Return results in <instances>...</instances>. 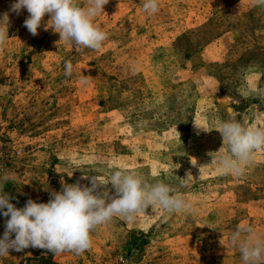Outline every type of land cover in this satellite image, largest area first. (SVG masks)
<instances>
[{"label": "rangeland", "instance_id": "1", "mask_svg": "<svg viewBox=\"0 0 264 264\" xmlns=\"http://www.w3.org/2000/svg\"><path fill=\"white\" fill-rule=\"evenodd\" d=\"M13 2L0 0V15L9 14L0 178L9 176L11 202L47 203L62 183L88 185L83 171L105 180L118 168L170 184L191 210L149 206L133 222L114 217L99 226L81 255L29 247L9 250L0 264H243L230 236L237 226L264 236V150L241 177L211 162L223 146L221 121L264 127V101L237 91L264 88V8L253 0H158L151 14L142 0H109L95 18L108 39L93 51L60 41L43 23L33 36L27 10L11 12ZM6 219L0 214V238Z\"/></svg>", "mask_w": 264, "mask_h": 264}, {"label": "clouds", "instance_id": "2", "mask_svg": "<svg viewBox=\"0 0 264 264\" xmlns=\"http://www.w3.org/2000/svg\"><path fill=\"white\" fill-rule=\"evenodd\" d=\"M109 0H14L10 11L17 15L27 10L24 26L33 35L44 24V29H53L75 49L100 50L108 39V33L95 23L98 14L104 12ZM253 5L264 8V0H253ZM158 0H142L145 13L158 11ZM49 19L44 22L45 16ZM9 14L0 15V49L8 40ZM64 75L73 73L71 61L64 62ZM81 84L87 85L88 77L82 76ZM245 99L254 97L264 101V88L242 86L237 89ZM205 132L208 128L195 123ZM213 130V129H212ZM222 136L220 153L212 157L211 165L222 174L237 177L245 175L257 152L264 150V127L235 118L223 120L215 128ZM225 147L227 151H225ZM81 180L88 185L62 183L61 191H52L47 203H38L29 198L24 207L18 208L12 197L4 192L8 183L7 173L0 178V214L6 217L3 237L0 238V257L29 247L39 248L60 255L72 252L81 255L93 244V232L102 225L119 217L133 222L138 213L146 208L159 207L169 214L191 210V205L170 184L162 180L148 181L141 173L112 169L107 179L89 175L83 171ZM187 177L190 173L186 174ZM90 185V186H89ZM108 185L114 193L108 189ZM14 235V238H13ZM230 245L238 248L243 264H264V236L255 233L251 226H237L230 236Z\"/></svg>", "mask_w": 264, "mask_h": 264}]
</instances>
